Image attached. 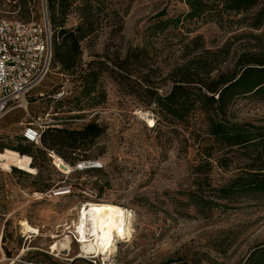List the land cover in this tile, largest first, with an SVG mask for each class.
Masks as SVG:
<instances>
[{
	"label": "rangeland",
	"instance_id": "rangeland-1",
	"mask_svg": "<svg viewBox=\"0 0 264 264\" xmlns=\"http://www.w3.org/2000/svg\"><path fill=\"white\" fill-rule=\"evenodd\" d=\"M94 1L103 9L102 27L85 40L82 64L86 69L89 61L104 63L95 92H83L79 72L70 75L53 64L29 93L28 110L17 109L0 121L2 151L31 146L35 157H25L30 165L34 162V173L15 172L17 167L0 163V232L4 230L0 264H164L170 260L173 264H247L264 243V196L215 199V187L242 173L246 164L235 161L228 168L218 164L222 152L215 150L201 110L185 122H157L159 109L146 102V87L139 77L153 82L163 95L189 59L200 56L215 64V51L223 48L227 52L220 54L219 69L232 70L242 53L255 51V40L249 35L264 34V28L256 31L235 21L221 26L185 18L189 7L182 0ZM261 1L259 8L264 7ZM43 7V0H32L30 14L23 18L12 0H0V17L40 20ZM244 16L233 14L229 19ZM174 18H180L179 23L153 29L159 21ZM79 22V15L72 13L66 26ZM195 37L201 38V48L187 55L185 46ZM136 49L146 50L139 62L145 66H133L126 76L116 64ZM61 92L64 95L58 96ZM140 112L155 119L154 127ZM228 116L234 122L263 126L264 99L239 97ZM46 119L69 130L93 122L102 129L92 144L75 152L63 150L66 157L55 152L74 168L70 173L56 167L49 149L22 139L29 123L45 125ZM192 128L197 132L194 136ZM38 149H44L46 157ZM86 161L99 162L100 167L75 168ZM60 190L69 192L59 194ZM215 201L218 205L210 203ZM86 202L115 204L130 211L131 237H118L108 258L96 256L93 243L75 239L74 223ZM24 221L38 228L40 235L25 233ZM66 237L70 242L57 250L55 243Z\"/></svg>",
	"mask_w": 264,
	"mask_h": 264
},
{
	"label": "trees",
	"instance_id": "trees-1",
	"mask_svg": "<svg viewBox=\"0 0 264 264\" xmlns=\"http://www.w3.org/2000/svg\"><path fill=\"white\" fill-rule=\"evenodd\" d=\"M12 1L16 7L20 8L21 17L29 16L32 0ZM182 1L189 7V12L185 15L188 19L200 18L206 21H216L221 26L235 21V24L245 25L256 31L264 28V7L259 8L261 0ZM43 2L47 8V17L52 32V66L57 64L62 72L70 75L79 72L83 92L92 94L96 90L100 69L104 63L89 61L86 63L87 68H83V44L86 39L101 29L102 7L94 0H43ZM72 13L79 15L80 22L76 26L67 27L68 17ZM233 14L245 16L230 20L229 17ZM179 21L180 18L159 21L153 29L162 30ZM249 36L255 40L253 46L255 51L242 53L232 70L219 69L222 61L220 54L227 52V49L223 48L215 51V64L212 60L200 56L189 59L186 64L178 68L173 76L170 90L163 95L157 92V87L153 82L139 77L146 87L144 90L147 97L146 102L155 104L159 109L161 116L156 118L157 122L164 123L167 120L185 122L192 113L201 110L206 115L207 134L212 138L213 144L215 143V150L222 152L217 160L218 164L223 168L230 167L235 161H243L246 164L242 173L215 187V199L217 200H230L247 195L264 196V125L238 123L228 116L231 104L239 97L264 99V34H250ZM200 40V37H195L189 46H185L187 55L201 48ZM145 52V49H136L133 53L128 52L125 59L116 64V67L128 76L133 66H145L139 63L141 62L140 56ZM130 58H133L132 63L129 62ZM101 133L102 129L94 122L80 130L48 127L42 134V146L44 149L53 150L66 157L63 150L78 151L92 144ZM196 133V129L192 128L191 135L194 136ZM22 139L25 140L23 137ZM10 149L19 152L24 158L26 156H30L31 159L35 158L31 146H18ZM44 149H38V152L46 157ZM208 151L207 157H211V151ZM31 166L35 168L34 162ZM13 171L24 173L17 168ZM210 203L218 205L217 201ZM173 263L174 261L170 260L164 264ZM247 264H264V243L251 254Z\"/></svg>",
	"mask_w": 264,
	"mask_h": 264
},
{
	"label": "built area",
	"instance_id": "built-area-1",
	"mask_svg": "<svg viewBox=\"0 0 264 264\" xmlns=\"http://www.w3.org/2000/svg\"><path fill=\"white\" fill-rule=\"evenodd\" d=\"M52 59V32L46 6L43 7L41 20L22 21L0 17V121L13 110H28V95L50 73ZM64 93L61 92L58 96ZM48 127L60 126L51 119H46L45 125L37 126L29 123L23 132V138L37 146H42V134ZM149 127L152 128L154 125ZM47 152L54 161L55 151L47 150ZM83 163L84 168L78 165V169L100 167V163L96 161ZM3 236L4 230L0 232L1 247ZM75 239L77 240L76 237Z\"/></svg>",
	"mask_w": 264,
	"mask_h": 264
},
{
	"label": "bare ground",
	"instance_id": "bare-ground-1",
	"mask_svg": "<svg viewBox=\"0 0 264 264\" xmlns=\"http://www.w3.org/2000/svg\"><path fill=\"white\" fill-rule=\"evenodd\" d=\"M140 114L144 119L148 117L146 121L150 126L155 124V119L150 114L148 115V112H140ZM54 158V164L58 169L66 173H70V170L74 169L68 166L58 155ZM0 163L6 167L15 166L29 173L35 172L30 163L19 152L12 149L6 148L2 152L0 151ZM79 166L84 168V165ZM63 192L65 191H61L59 194ZM130 216L128 209L115 204L86 202L79 209L77 220L74 223L76 241H79L80 244L93 243L96 247V256L108 258L116 249L115 241L118 237L122 239L131 237L132 229L128 223ZM21 225L25 233L39 234V229L31 226L27 221L22 222ZM64 242L69 243V237L55 243V248L61 250ZM24 252L25 250L22 253Z\"/></svg>",
	"mask_w": 264,
	"mask_h": 264
},
{
	"label": "crops",
	"instance_id": "crops-1",
	"mask_svg": "<svg viewBox=\"0 0 264 264\" xmlns=\"http://www.w3.org/2000/svg\"><path fill=\"white\" fill-rule=\"evenodd\" d=\"M16 110H17V109H16ZM13 111H15V110H13ZM13 111H12V112H13ZM9 114H10V113H9ZM0 252H1V253L3 252V251H2V247H1V246H0Z\"/></svg>",
	"mask_w": 264,
	"mask_h": 264
}]
</instances>
